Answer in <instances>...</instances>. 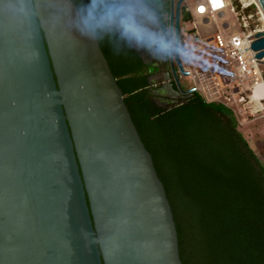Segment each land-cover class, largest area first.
<instances>
[{
  "label": "water",
  "instance_id": "1",
  "mask_svg": "<svg viewBox=\"0 0 264 264\" xmlns=\"http://www.w3.org/2000/svg\"><path fill=\"white\" fill-rule=\"evenodd\" d=\"M183 1L169 0L178 48ZM76 11L0 0V264H182L152 157ZM249 44L264 59V32ZM167 59L181 94L179 52Z\"/></svg>",
  "mask_w": 264,
  "mask_h": 264
},
{
  "label": "trees",
  "instance_id": "2",
  "mask_svg": "<svg viewBox=\"0 0 264 264\" xmlns=\"http://www.w3.org/2000/svg\"><path fill=\"white\" fill-rule=\"evenodd\" d=\"M71 1L77 9L86 2ZM150 4L168 31L169 0ZM98 42L163 184L181 263L264 264V164L233 113L197 93L180 94L176 106L161 110L148 82L159 67L123 43Z\"/></svg>",
  "mask_w": 264,
  "mask_h": 264
},
{
  "label": "built area",
  "instance_id": "3",
  "mask_svg": "<svg viewBox=\"0 0 264 264\" xmlns=\"http://www.w3.org/2000/svg\"><path fill=\"white\" fill-rule=\"evenodd\" d=\"M252 3L184 0L181 11L188 20L180 16L181 71L174 64L178 81L183 77L191 84L181 94L197 93L206 103L221 104L241 124L255 116L264 119V59L258 60L249 44L264 32V18Z\"/></svg>",
  "mask_w": 264,
  "mask_h": 264
},
{
  "label": "clouds",
  "instance_id": "4",
  "mask_svg": "<svg viewBox=\"0 0 264 264\" xmlns=\"http://www.w3.org/2000/svg\"><path fill=\"white\" fill-rule=\"evenodd\" d=\"M72 23L86 39L108 38L155 58L166 59L180 51L170 33L159 27L150 0H86Z\"/></svg>",
  "mask_w": 264,
  "mask_h": 264
},
{
  "label": "flooded vegetation",
  "instance_id": "5",
  "mask_svg": "<svg viewBox=\"0 0 264 264\" xmlns=\"http://www.w3.org/2000/svg\"><path fill=\"white\" fill-rule=\"evenodd\" d=\"M159 18V17H158ZM159 27L161 28V22L159 19ZM162 29V28H161ZM134 51L138 53L139 58L147 65H151L153 67H166L167 58H155L152 55L143 53V50H138L136 48L131 47ZM159 75V76H158ZM162 77V79L166 80L165 83L158 84L156 78ZM160 80V79H159ZM151 88H156L153 90L155 95L154 102L158 108L163 111L169 110L173 108L181 101V95L172 88L171 80L169 77V73L166 70L163 74L157 72V74L150 76L148 79Z\"/></svg>",
  "mask_w": 264,
  "mask_h": 264
},
{
  "label": "rangeland",
  "instance_id": "6",
  "mask_svg": "<svg viewBox=\"0 0 264 264\" xmlns=\"http://www.w3.org/2000/svg\"><path fill=\"white\" fill-rule=\"evenodd\" d=\"M247 1L252 2V0ZM252 6L256 10V7H254V5ZM185 27L189 28V24H186ZM143 53L148 56L147 52L143 51ZM166 70L169 71L168 59L166 67H162L159 69L161 74H163ZM156 80L158 84H161V82L165 83L166 81L162 79V77H157ZM179 84L181 86L182 92H186L191 88L189 80L183 77H179ZM236 122L238 131L241 133L243 138L248 141L250 147L254 150L259 161L264 164V119L255 116L248 119V121L243 124H241L237 119Z\"/></svg>",
  "mask_w": 264,
  "mask_h": 264
},
{
  "label": "bare ground",
  "instance_id": "7",
  "mask_svg": "<svg viewBox=\"0 0 264 264\" xmlns=\"http://www.w3.org/2000/svg\"><path fill=\"white\" fill-rule=\"evenodd\" d=\"M252 2H253V4L258 8V10L260 11V9H259L257 3L255 2V0H252ZM260 13H261V11H260ZM261 14H262V13H261Z\"/></svg>",
  "mask_w": 264,
  "mask_h": 264
},
{
  "label": "snow or ice",
  "instance_id": "8",
  "mask_svg": "<svg viewBox=\"0 0 264 264\" xmlns=\"http://www.w3.org/2000/svg\"><path fill=\"white\" fill-rule=\"evenodd\" d=\"M213 2H214L215 5L218 6V4H219V0H213ZM202 10H203V9H201V11H202Z\"/></svg>",
  "mask_w": 264,
  "mask_h": 264
}]
</instances>
